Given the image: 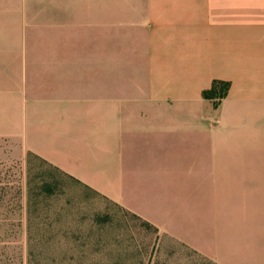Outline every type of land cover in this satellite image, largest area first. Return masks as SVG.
Masks as SVG:
<instances>
[{"label": "crops", "instance_id": "crops-1", "mask_svg": "<svg viewBox=\"0 0 264 264\" xmlns=\"http://www.w3.org/2000/svg\"><path fill=\"white\" fill-rule=\"evenodd\" d=\"M31 154L161 242L264 264V0H0V160Z\"/></svg>", "mask_w": 264, "mask_h": 264}, {"label": "rangeland", "instance_id": "rangeland-1", "mask_svg": "<svg viewBox=\"0 0 264 264\" xmlns=\"http://www.w3.org/2000/svg\"><path fill=\"white\" fill-rule=\"evenodd\" d=\"M28 160L34 175L50 169L29 155L24 162L0 160V264H28L31 237L47 241L36 245V264H214L161 242L131 213L61 174L60 194L41 203L29 220ZM95 215H107L109 222L95 224Z\"/></svg>", "mask_w": 264, "mask_h": 264}, {"label": "trees", "instance_id": "trees-1", "mask_svg": "<svg viewBox=\"0 0 264 264\" xmlns=\"http://www.w3.org/2000/svg\"><path fill=\"white\" fill-rule=\"evenodd\" d=\"M230 88V83L226 81H220V80H214L211 84V87L207 90H204L202 92V97L206 100H209L213 103V106L216 108L220 101L227 96V93ZM33 158L39 160L41 163L46 164L49 166L50 169H47L46 171L34 175L32 171V167L30 166V160H28L29 163V175H28V181H27V213L30 218L39 210V205L41 203L48 202L50 199L55 198L57 195L60 194L61 186L63 185L61 180L56 176L57 174H61L74 182H77L78 184H81L85 188H88L89 190L93 191L89 187L82 184L80 181L76 180L75 178L67 175L66 173L62 172L58 168L52 166L51 164L47 163L42 158L36 156V155H29ZM56 173V174H55ZM95 194L99 195L97 192L93 191ZM101 196V195H99ZM103 197V196H101ZM104 198V197H103ZM106 199V198H105ZM108 200V199H107ZM109 201V200H108ZM111 202V201H110ZM113 203V202H112ZM124 209V208H123ZM125 210V209H124ZM127 211V210H125ZM130 213L129 211H127ZM132 214V213H131ZM135 218L143 222L144 225H146L148 228L153 229L157 234L158 230L155 226L151 225L149 222L143 220L139 216L132 214ZM110 217L95 215L93 217L94 223L98 225H105L109 222ZM32 225V222L29 221V228ZM40 241V240H39ZM44 241L41 240V242H38L35 239H32V237L29 239V253H28V264H36V257H35V249L38 245H41ZM47 242V241H46ZM44 242V243H46ZM37 245V246H36ZM54 260V259H52Z\"/></svg>", "mask_w": 264, "mask_h": 264}]
</instances>
